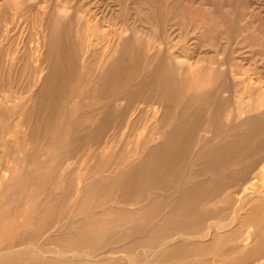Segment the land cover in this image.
<instances>
[{"label":"rangeland","instance_id":"374dc122","mask_svg":"<svg viewBox=\"0 0 264 264\" xmlns=\"http://www.w3.org/2000/svg\"><path fill=\"white\" fill-rule=\"evenodd\" d=\"M263 171L264 0H0V264H264Z\"/></svg>","mask_w":264,"mask_h":264},{"label":"bare ground","instance_id":"6f19581e","mask_svg":"<svg viewBox=\"0 0 264 264\" xmlns=\"http://www.w3.org/2000/svg\"><path fill=\"white\" fill-rule=\"evenodd\" d=\"M42 72V71H41ZM47 79V78H46ZM164 84V83H163ZM165 85V84H164ZM192 98V97H191ZM157 108V107H156ZM158 109V108H157ZM156 111V110H155ZM161 111V110H160ZM188 111V110H187ZM186 111V112H187ZM183 112H185V110L183 111ZM189 112V111H188ZM188 114V113H187ZM186 114V115H187ZM183 115V114H182ZM159 120H160V118H159ZM162 120V119H161ZM175 128H177V127H175ZM241 139H243L242 141H245L246 140V137H243V138H241ZM239 141H241L240 139H239ZM241 141V142H242ZM243 146H244V144H243ZM170 156V155H169ZM150 160V159H149ZM135 162V161H134ZM153 163V162H152ZM158 163V162H157ZM156 163V164H157ZM166 163V162H165ZM149 164H151V162L149 163ZM153 164H155V163H153ZM153 164H151V165H153ZM167 164V163H166ZM161 166V165H160ZM153 167V166H152ZM157 167V166H156ZM163 167V166H162ZM163 168H167L166 166H164ZM129 169V168H128ZM157 170H161V169H157ZM162 171V170H161ZM153 172V171H152ZM156 172V171H155ZM163 172V171H162ZM150 174H147V173H145V172H141L140 174H139V178H140V180L142 181L141 183H145L144 182V180H146L147 182H146V184L148 183V178L149 177H151V172H149ZM159 173V172H158ZM263 173H264V171H263ZM154 174H157V173H154ZM165 174V173H164ZM167 175V174H166ZM155 177V176H154ZM165 177V176H164ZM166 177H168V175L166 176ZM122 178V177H121ZM134 178V177H133ZM119 179V178H118ZM124 179H126V177L124 178V176H123V180ZM127 179H129V176L127 177ZM126 179V180H127ZM159 179V178H158ZM163 179V178H162ZM116 180V179H115ZM164 180V179H163ZM166 180V179H165ZM117 181V180H116ZM150 181V180H149ZM160 181V180H159ZM247 181V180H246ZM134 182V181H133ZM153 182V181H152ZM125 184L127 183V182H124ZM140 182L138 183V185L139 184H141ZM120 184H121V181H120ZM145 184V185H146ZM243 184V183H242ZM128 185V184H127ZM137 185V184H136ZM136 185L134 186V188H136ZM254 185H255V182L254 181H249V182H245L244 184H243V188H242V190L244 191V195L242 196L243 197V200L244 199H246V197H248L249 195H256V197H258V196H261V197H259L258 199L255 197V200L254 201H252L251 202V204H249L250 206V209H248L249 211H247V212H245L244 213V216L241 218L242 220H240L241 222L243 221V222H247V223H249V227L247 228V230H246V235H245V237L243 238V241H248L249 239H251V240H253V242L248 246V247H245L244 248V250L241 252V255H240V257H238L239 259H241V260H254V259H258L259 257H261V256H263L264 255V192H259V191H256L255 189H253L254 188ZM130 186H131V184H130ZM129 186V187H130ZM143 186V185H142ZM142 186H140V189H141V187ZM139 187V186H138ZM126 190H128V188H126ZM138 190V189H137ZM137 190H136V193H137ZM125 191V190H124ZM135 191V190H134ZM141 191V190H140ZM127 192V191H126ZM139 192V191H138ZM135 193V194H136ZM140 193V192H139ZM139 193H137L138 195H139ZM251 197V196H250ZM253 197V198H254ZM261 199V200H260ZM252 200V199H251ZM241 201V200H240ZM184 213V212H183ZM243 215V214H242ZM199 220V219H198ZM232 221V220H231ZM184 222V221H183ZM182 222V223H183ZM187 222V221H186ZM240 222V223H241ZM178 223V222H177ZM180 223V222H179ZM246 223V224H247ZM246 224H244V225H246ZM199 225V224H198ZM240 225V224H239ZM243 224H241V226H242ZM190 226H192V225H189V226H187V227H190ZM193 226H194V224H193ZM197 226V225H196ZM159 227V226H158ZM185 227V226H184ZM191 228H193V227H191ZM239 226H237L236 227V229H234V230H232V232H230V234H233V233H237L238 231H239ZM182 229H184L182 226H180V224H176V225H174V226H169V227H166V228H164V229H161V228H159L158 230L156 229V231H153V233H155L154 235L152 234V235H150L149 236V240L154 244L155 243V245H157L158 243H159V241L161 242V241H163V240H165V238L169 235V234H172V233H170V232H168V230H182ZM227 229V228H226ZM245 230V229H244ZM197 231H198V229H197ZM157 232V233H156ZM173 232V231H172ZM176 232V231H175ZM186 232V231H185ZM239 233V232H238ZM229 234V235H230ZM245 234V233H244ZM147 235V234H146ZM175 235H177V233L175 234ZM226 235V234H225ZM85 236V235H84ZM223 236V235H222ZM174 237V236H173ZM233 237V236H232ZM231 237V238H232ZM89 238V237H88ZM139 238V237H138ZM145 238V237H144ZM147 238H148V236H147ZM169 238H171V237H169ZM137 238H135V240H136ZM146 239V238H145ZM213 239H214V241L212 240L209 244H205V245H200V244H198L197 242H196V244H185V245H183V246H178V247H175V248H171V249H169V250H165L166 248H164V253L163 252H161L162 253V255L164 254V257H171V258H177L179 255H182V254H190V253H196V252H199V251H201V250H204V249H207V248H210V247H214V246H216L217 244H219V243H221V240H223V237H222V239H219V238H217V237H213ZM135 240H134V242H135ZM174 240V239H173ZM177 240V239H176ZM139 241V240H138ZM137 241V242H138ZM141 241H142V239H141ZM82 242H84V241H82ZM146 242H147V239H146ZM223 242V241H222ZM130 243H133V242H130ZM144 243H145V240H144ZM161 243H163V242H161ZM189 243V242H188ZM128 244V243H127ZM138 244H139V242H138ZM150 245H152L151 247H153V249H154V246H153V244H151V243H149ZM165 244H167V243H165ZM133 246V245H132ZM132 246H129V247H131V248H133ZM135 246H136V244H135ZM149 246V245H148ZM160 246V245H159ZM162 246H163V244H162ZM174 246V245H173ZM126 248L127 246H123V248ZM150 247V246H149ZM156 249V248H155ZM212 250V249H211ZM204 251H206V250H204ZM201 253V252H200ZM200 253H196V254H200ZM4 254V253H3ZM16 254V253H15ZM85 254V253H84ZM185 254V255H186ZM50 255V254H49ZM72 255V254H71ZM161 255V257H163ZM60 256V255H59ZM86 256V255H85ZM160 256V255H159ZM239 256V255H238ZM50 257H53L52 256V254H51V256ZM50 257L48 258V259H46V260H48L49 262L50 261H52L51 259H50ZM118 257V256H117ZM56 258V257H55ZM67 258V257H66ZM65 258V259H66ZM88 258V257H87ZM160 258V257H159ZM159 258H157V259H159ZM60 259V258H59ZM46 260H45V262H46ZM62 260V259H61ZM64 260V259H63ZM70 260V259H69ZM119 261V260H118ZM34 262V261H33ZM43 262V261H42ZM44 262V263H45ZM70 262V261H69ZM107 262H108V260H107ZM39 263V262H38ZM41 263V262H40ZM39 263V264H40ZM44 263H42V264H44ZM47 263V262H46ZM45 263V264H46ZM68 263V262H67ZM66 263V264H67ZM109 263V262H108ZM119 263V262H118ZM36 264V263H35ZM63 264H65V263H63ZM113 264V263H112ZM168 264V263H167ZM170 264H178V263H175V262H171ZM189 264V263H188ZM190 264H196V263H190Z\"/></svg>","mask_w":264,"mask_h":264}]
</instances>
